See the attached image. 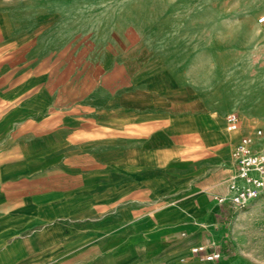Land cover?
Listing matches in <instances>:
<instances>
[{"label":"crops","instance_id":"0c3cea01","mask_svg":"<svg viewBox=\"0 0 264 264\" xmlns=\"http://www.w3.org/2000/svg\"><path fill=\"white\" fill-rule=\"evenodd\" d=\"M128 27L105 0H0V264H264L245 240L264 197L219 202L250 129L228 131L193 79L190 38L130 43ZM209 141L230 167L196 179Z\"/></svg>","mask_w":264,"mask_h":264},{"label":"rangeland","instance_id":"374dc122","mask_svg":"<svg viewBox=\"0 0 264 264\" xmlns=\"http://www.w3.org/2000/svg\"><path fill=\"white\" fill-rule=\"evenodd\" d=\"M105 3L114 10L126 11L130 43L140 35L156 44L173 37L190 38L193 50L200 48L192 54L193 79H204L208 90L218 94L224 107L221 119L237 113L242 125L250 129L249 134L261 129L264 138V22L259 21L264 17V0H105ZM219 116L211 115L213 121L219 120ZM196 143L199 142L194 141L193 145ZM228 146L231 144L209 141L201 155L195 147L192 162H207V168L193 170L196 179L221 173L225 177L231 159L220 163L215 160L228 154ZM221 184L226 183L222 180ZM224 223L229 228L230 217H225ZM245 240L247 247L264 260V221Z\"/></svg>","mask_w":264,"mask_h":264},{"label":"built area","instance_id":"2783aa9c","mask_svg":"<svg viewBox=\"0 0 264 264\" xmlns=\"http://www.w3.org/2000/svg\"><path fill=\"white\" fill-rule=\"evenodd\" d=\"M264 22V17L259 20ZM226 128L230 132L241 129V118L237 113L226 116ZM262 137V130L255 135H244L233 150L234 173L229 182L230 195L219 197L220 203H230L236 209H245L253 201L264 197V149L256 148L255 138ZM192 254L200 260H218L219 250L207 246L192 248Z\"/></svg>","mask_w":264,"mask_h":264}]
</instances>
